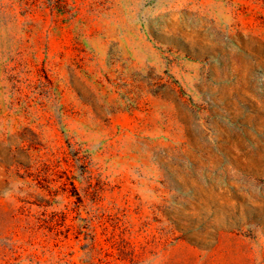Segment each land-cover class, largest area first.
I'll use <instances>...</instances> for the list:
<instances>
[{
  "label": "rangeland",
  "instance_id": "rangeland-1",
  "mask_svg": "<svg viewBox=\"0 0 264 264\" xmlns=\"http://www.w3.org/2000/svg\"><path fill=\"white\" fill-rule=\"evenodd\" d=\"M0 264H264V0H0Z\"/></svg>",
  "mask_w": 264,
  "mask_h": 264
}]
</instances>
